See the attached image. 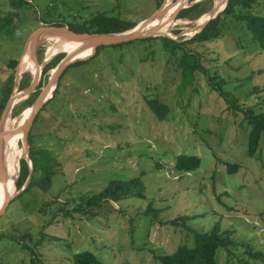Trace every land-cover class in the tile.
<instances>
[{"label": "rangeland", "instance_id": "rangeland-1", "mask_svg": "<svg viewBox=\"0 0 264 264\" xmlns=\"http://www.w3.org/2000/svg\"><path fill=\"white\" fill-rule=\"evenodd\" d=\"M164 1L0 0V90L8 63L21 62L38 28L79 29L101 13L131 26ZM180 1L167 2L163 16ZM199 2L194 13L204 14L175 22L202 19L215 4ZM250 13L264 16V0H255ZM164 25L156 23L158 29ZM221 27L210 42L185 44L199 65L185 87L181 51L170 53L160 40L100 47L82 65L63 71L57 93L31 127L33 152L49 151L54 175L47 191L29 185L9 201L0 216V264H30L33 254L42 264H71L73 254L84 251L103 264H158L154 257L192 246L195 233L215 225L236 243L231 254L218 251L217 264H264V256H252L264 255V135L248 157L245 117L264 113V50L237 19L227 16ZM188 28L178 23L170 34H180L183 43L193 37L184 33ZM46 39L38 48L39 65L60 53L70 56L59 51L47 59ZM26 73L32 74L24 71L19 80ZM18 91L14 86L11 95ZM148 99L167 106L164 120L155 117ZM29 109L16 116L11 110L10 124L16 127ZM16 143L25 160L22 139ZM180 155L196 156L201 164L178 172ZM228 164L237 171L228 172ZM133 178L141 182V196L87 205L111 181Z\"/></svg>", "mask_w": 264, "mask_h": 264}, {"label": "trees", "instance_id": "trees-1", "mask_svg": "<svg viewBox=\"0 0 264 264\" xmlns=\"http://www.w3.org/2000/svg\"><path fill=\"white\" fill-rule=\"evenodd\" d=\"M189 1L192 2L194 0ZM12 2L14 3L15 0H12ZM254 2L255 0H227L226 7L222 13H220L215 19L210 20L207 25L203 28V30H201L199 33L195 34L192 38L183 43H179L163 37L148 38L139 41L150 42L154 40H160L170 53H174L175 50L181 51L182 56L179 66L183 69L182 73L184 77L182 87H185L188 83L191 82L193 78V72L199 69V65L194 55L188 54L185 51V44L205 43L218 38L221 35L222 21L227 16L233 17L238 21L244 23V26L246 30L250 32L252 39L257 42V44L262 50H264V16L253 15L252 13H250ZM15 4L18 5L16 2L14 3V5ZM201 4L202 3L199 2L190 6L189 8L180 11L177 17L180 19L187 18L190 20H194L201 14H204L200 13L199 15H197L194 13L199 8H201ZM7 22L8 21L6 20L5 24ZM138 23L129 26L128 23L123 22L117 16H111L101 13L97 16H94L93 18H90L87 22H84L79 29L74 27H68V29L71 32L78 34L119 33L129 30L130 28L136 26ZM53 26L62 27V25L60 24ZM99 48H97V50ZM41 54L42 50L38 49L37 58L39 62L41 59ZM64 56L65 55L63 53L57 54L44 66L41 72V80L39 81V84L37 86V91L31 94L27 99L20 101L19 103L14 105L12 109L13 116H16L19 112H22L32 106L40 92V88L44 86L43 83L47 82L49 76L46 78L45 75L48 74L49 71L53 70L58 65V63L64 58ZM85 62L86 61L76 62L75 64L70 65L67 69L73 66L82 65ZM17 65L18 62L11 61L8 63L10 73L6 78L5 84L0 90V116L14 89L13 80ZM62 76L58 80L52 98L49 99L44 105L49 103L54 98L55 94L58 91L59 83ZM43 77L46 80L43 79ZM30 82L31 74H24L19 82L18 90L20 91L26 89L30 85ZM147 104L149 109L152 111V113L158 120H164L168 113V108L165 104L159 102L158 99H148ZM42 109L43 107L41 108V110ZM38 115L39 113L37 114L35 121ZM245 117L247 119L248 124L250 125V131L247 137L246 155L248 157H253L256 151L258 150L260 140L264 135V113L253 115L251 112H246ZM31 134L32 129L27 135V144L29 149L28 156L32 163V172L30 173L29 182L27 183L24 190H26L27 187L31 185L32 187H37L39 190L45 192L48 190V187L50 186V181L54 175V173L51 172V167L53 166L54 158L50 155L49 151H46V149H39L35 153L33 152L34 146L32 145ZM200 164L201 161L196 156L180 155L175 159L174 168L176 171L183 172L186 174L197 170ZM19 165L20 173L16 183L18 190H20V188L23 186L24 182L26 181L29 175V168L24 159H21L19 161ZM237 169V165L228 164V172H236ZM140 186L141 182L138 178L129 179L127 181H111L109 185L105 187L102 191H100L98 194L92 195L91 197L87 198L86 203L90 207L95 204V201L101 202L102 200H109L112 202H118L119 200L125 197L141 196L142 190L139 188ZM151 210V207H149L147 209V213H150ZM153 214H155L154 211ZM230 234L231 232L228 231L220 232L218 226L215 225L209 232L195 233L193 236L192 246H179L174 252L170 254L156 256L154 257V259L158 264H217V253L220 249H223L228 254H231L229 247L236 246V243L230 239ZM33 256L34 259L31 260L30 264H42L39 262L35 254H33ZM252 256L259 257L264 255L261 252H255L252 254ZM71 264L103 263L100 262L93 253L84 251L73 254L71 258Z\"/></svg>", "mask_w": 264, "mask_h": 264}, {"label": "water", "instance_id": "water-1", "mask_svg": "<svg viewBox=\"0 0 264 264\" xmlns=\"http://www.w3.org/2000/svg\"><path fill=\"white\" fill-rule=\"evenodd\" d=\"M174 2V0H171V2ZM200 0H194L193 2L190 3V5H186L187 3L181 4L177 9L174 10V12L169 16V19L171 21H175L176 17L178 16L179 12L189 8L190 6L198 3ZM187 2V1H186ZM227 4V0L224 2V7L219 10L215 5L213 8L210 10V14L212 15L210 19H208L201 27L198 29V31L195 33H199L203 28L207 25V23L210 20L215 19L220 13L223 12ZM164 7V2L161 4L159 9L152 14L148 19L141 21L139 24L140 28H138L136 31L129 32L130 30L124 31V32H119V33H74L71 32L67 27L62 26V27H56V26H42L38 28L35 32H33L30 36V40L28 41V55L30 60L36 65L37 67V72L35 74H32V79L30 82V85L26 88L23 89L22 91H18L15 94H12L8 102L1 114L0 118V182L3 184V187L6 185L7 181V173L5 171V167L3 165V139L7 137L11 133H21L25 136V143L23 144L24 150H25V161L28 165L29 168V175L25 181V185L17 191L16 195H18L27 185L29 179H30V173L32 172V163L30 159L27 157L28 153V144H27V135L30 132V129L33 125V122L37 116V114L40 112L41 108L44 106V104L52 98L53 92L57 86L59 77L63 73V71L69 67L70 65L75 64L76 62H83L87 61L90 59L92 56L96 54V50L99 47H104V46H115V45H120L136 40H142V39H148V38H156V37H163L167 38L173 41L178 42V37H180V34L176 35L175 37H170L169 35H162L160 34L157 29L159 26H155L146 32L143 30L145 26H147L151 21L155 19V17L159 14L162 15ZM164 24V23H163ZM137 26V25H136ZM135 26V27H136ZM161 26V25H160ZM133 27V28H135ZM132 28V29H133ZM48 34H56L59 35L63 38H69L72 40L76 41H87L88 46L91 47V54L84 56V57H74V58H68L67 55L58 63L56 68L51 72L47 83L45 86L41 89L40 93L38 94L37 98L35 99L34 103L30 107L31 112L28 116V118L23 122L20 126L17 127V129L13 131H6L3 129V123L5 119L7 118L8 114L11 112L13 109L14 105L17 102H20L22 100L27 99L31 94H33L36 91V87L40 81L41 77V72L43 67L46 65L50 59L45 60L41 65H39L37 61V50L39 48V45L41 44L42 41H44L43 37L47 36ZM193 34V36L195 35ZM19 63L17 65L16 71H15V77H14V86L16 89H18L19 86V79H20V74L18 71L19 68ZM50 93V96L47 98L48 94ZM15 95V96H14ZM13 197H9L8 195H5L4 197V202L0 207V216L4 214L6 207L11 201Z\"/></svg>", "mask_w": 264, "mask_h": 264}, {"label": "bare ground", "instance_id": "bare-ground-1", "mask_svg": "<svg viewBox=\"0 0 264 264\" xmlns=\"http://www.w3.org/2000/svg\"><path fill=\"white\" fill-rule=\"evenodd\" d=\"M169 1L170 0H165L164 6ZM184 1L186 2L187 0H183V1H180L179 3H177L173 7V10L172 9H171L172 11L169 10L164 16H163V12H162V15L161 14L157 15L153 21H151L147 26H145L143 28V30L146 32L147 30L155 27L156 23L158 21H160L161 23L168 24V25H164L160 29H157V31L162 35H169L170 37H174V35L170 34V32H171L172 27L178 23H183L185 25L191 26V28L185 29L184 33L187 36H192L193 34H195L198 31V29H200V27L208 19L211 18L212 15L210 14V12H208L206 17L204 16L202 19H199V20L194 21V22H187V21H182V20L179 22L171 21L169 19V16H171V14L174 12V10L177 9L181 4H183ZM214 5L217 8H219V10H221L224 7V4H223V7L220 8V0H215ZM139 25L140 24H138L135 28L131 29L129 32L136 31L138 28H140ZM47 37L50 38L49 39L50 45L47 47L46 54H45L47 59L50 58L51 55H53L54 53H57L59 51L67 52L66 54H70V56L68 55L69 58L84 57V56L91 54V52H92L91 47L86 45V44H88L87 41H76V40H72L69 38H63V37L56 35V34H52V35L48 34L47 36L43 37V39L45 40ZM18 71H19V74H21L24 71H29L32 74H35L37 72V67L30 60L28 52H27V54H25L23 56V59L20 62V66H19ZM49 96H50V93L48 94L47 98ZM30 112H31V109H29V112H25L23 115H21V117L19 118V120L16 124V127L10 124V119H9V117H7L3 123V129L6 131H13V130L17 129L18 126H20L23 122H25V120L28 118ZM14 122H16V121H14ZM20 139H22V144H24L25 143V136L21 133H19V134L18 133H11L3 139V148H2V150H3V165H4L5 171L7 173V181H6L7 183L3 187V184L0 182V195H1L0 196V207L4 202L5 195H8L9 197H13L17 193V191L15 193V183H16V180H17L18 175H19V160H20L21 153L18 150V146H16V144H17L16 141H19Z\"/></svg>", "mask_w": 264, "mask_h": 264}, {"label": "crops", "instance_id": "crops-1", "mask_svg": "<svg viewBox=\"0 0 264 264\" xmlns=\"http://www.w3.org/2000/svg\"><path fill=\"white\" fill-rule=\"evenodd\" d=\"M23 52H24V50H23ZM23 52H22V54H21V57H22V55H23Z\"/></svg>", "mask_w": 264, "mask_h": 264}]
</instances>
